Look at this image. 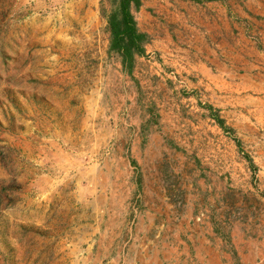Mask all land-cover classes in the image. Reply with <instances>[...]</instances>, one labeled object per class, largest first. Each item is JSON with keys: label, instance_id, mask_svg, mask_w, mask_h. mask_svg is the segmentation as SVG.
I'll return each instance as SVG.
<instances>
[{"label": "rangeland", "instance_id": "374dc122", "mask_svg": "<svg viewBox=\"0 0 264 264\" xmlns=\"http://www.w3.org/2000/svg\"><path fill=\"white\" fill-rule=\"evenodd\" d=\"M118 1L0 0V264H84L142 214L193 218L184 262L264 264V0H140L130 69Z\"/></svg>", "mask_w": 264, "mask_h": 264}, {"label": "crops", "instance_id": "0c3cea01", "mask_svg": "<svg viewBox=\"0 0 264 264\" xmlns=\"http://www.w3.org/2000/svg\"><path fill=\"white\" fill-rule=\"evenodd\" d=\"M192 219L188 215L142 214L134 218L136 224L128 232H96L93 235H103V241L86 248L84 264H193L184 262L179 251L185 245L183 236L190 240L201 235ZM195 247L197 255L199 247Z\"/></svg>", "mask_w": 264, "mask_h": 264}, {"label": "trees", "instance_id": "16d2710c", "mask_svg": "<svg viewBox=\"0 0 264 264\" xmlns=\"http://www.w3.org/2000/svg\"><path fill=\"white\" fill-rule=\"evenodd\" d=\"M139 3L140 0H119L107 17L110 51L117 53L128 69L134 58L143 54L145 43V35L139 33L132 15V8L136 10Z\"/></svg>", "mask_w": 264, "mask_h": 264}]
</instances>
